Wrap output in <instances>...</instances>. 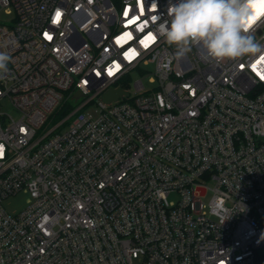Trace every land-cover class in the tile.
I'll use <instances>...</instances> for the list:
<instances>
[{
  "label": "built area",
  "instance_id": "1",
  "mask_svg": "<svg viewBox=\"0 0 264 264\" xmlns=\"http://www.w3.org/2000/svg\"><path fill=\"white\" fill-rule=\"evenodd\" d=\"M169 2L0 0V264H264V53L170 59Z\"/></svg>",
  "mask_w": 264,
  "mask_h": 264
},
{
  "label": "clouds",
  "instance_id": "2",
  "mask_svg": "<svg viewBox=\"0 0 264 264\" xmlns=\"http://www.w3.org/2000/svg\"><path fill=\"white\" fill-rule=\"evenodd\" d=\"M262 13L264 0H170L169 19L158 24L157 32L175 48L170 59L185 57L199 44L217 62L236 60L264 53V44L250 31ZM10 61L11 56L0 51V79L8 73Z\"/></svg>",
  "mask_w": 264,
  "mask_h": 264
},
{
  "label": "rangeland",
  "instance_id": "3",
  "mask_svg": "<svg viewBox=\"0 0 264 264\" xmlns=\"http://www.w3.org/2000/svg\"><path fill=\"white\" fill-rule=\"evenodd\" d=\"M11 19H12V15L10 13H7L5 11L0 12V22L1 23H9L11 21ZM150 70L152 71V68ZM133 78H134L133 81H135V79H139V78L142 79L143 84L145 85L146 88H149V86H151L149 84L148 77H146V76L140 77L138 75H134ZM130 85H131V93L133 94L134 89H133L132 84H130ZM1 111L6 112V113H11V106L9 105V103L7 101H3L2 106H1ZM89 112L94 116L96 115V109L94 107H91L89 109ZM58 119H59V117L56 118V120H58ZM210 187H213V186L211 185ZM211 197H212V193L208 192L206 194V196L204 197L203 201L205 203H209V201L211 200ZM28 200H29V197L27 195L19 194L15 197L8 199L5 202V208L10 213L19 212L27 206ZM169 200L170 201L176 200V195H172L171 197H169Z\"/></svg>",
  "mask_w": 264,
  "mask_h": 264
},
{
  "label": "water",
  "instance_id": "4",
  "mask_svg": "<svg viewBox=\"0 0 264 264\" xmlns=\"http://www.w3.org/2000/svg\"><path fill=\"white\" fill-rule=\"evenodd\" d=\"M127 92H125L123 89L121 88H117V89H110L108 92H106L103 96H102V101L104 103H112V102H117L121 97L126 96ZM80 97V93H76L75 94V98L78 99Z\"/></svg>",
  "mask_w": 264,
  "mask_h": 264
},
{
  "label": "snow or ice",
  "instance_id": "5",
  "mask_svg": "<svg viewBox=\"0 0 264 264\" xmlns=\"http://www.w3.org/2000/svg\"><path fill=\"white\" fill-rule=\"evenodd\" d=\"M59 18H60V13L58 12V13L56 14V20L58 21ZM132 22H134V21H130V23H132ZM147 39H148V40H154V37H152L151 34H149V37H148ZM141 43H143V44L145 45V47L148 46V44H147L145 41H141ZM134 55H136V53H135V51L133 50V51H132V56H134Z\"/></svg>",
  "mask_w": 264,
  "mask_h": 264
},
{
  "label": "trees",
  "instance_id": "6",
  "mask_svg": "<svg viewBox=\"0 0 264 264\" xmlns=\"http://www.w3.org/2000/svg\"><path fill=\"white\" fill-rule=\"evenodd\" d=\"M64 113H65V111H62V112L59 111V112H57V116H58V117L63 116Z\"/></svg>",
  "mask_w": 264,
  "mask_h": 264
}]
</instances>
